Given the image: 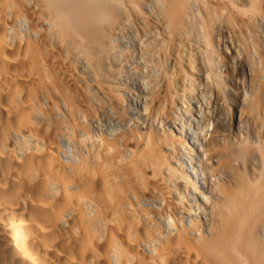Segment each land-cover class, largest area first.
Instances as JSON below:
<instances>
[{"label":"bare ground","instance_id":"obj_1","mask_svg":"<svg viewBox=\"0 0 264 264\" xmlns=\"http://www.w3.org/2000/svg\"><path fill=\"white\" fill-rule=\"evenodd\" d=\"M262 32L264 0H0V264H264Z\"/></svg>","mask_w":264,"mask_h":264},{"label":"rangeland","instance_id":"obj_2","mask_svg":"<svg viewBox=\"0 0 264 264\" xmlns=\"http://www.w3.org/2000/svg\"><path fill=\"white\" fill-rule=\"evenodd\" d=\"M258 32H260V31H258ZM263 34L261 35V37L259 36L258 38L260 39V42H259V40H258V42H259V46H261L260 47V49L263 51V49H264V32H262ZM261 34V32L260 33H258L257 34V36L258 35H260ZM262 39V40H261ZM260 43H262L261 45H260ZM263 45V46H262ZM264 52V51H263ZM224 56H226V54H223ZM224 60H226V59H224ZM224 63H225V66L224 67H226V69H225V72L226 73H228V74H226L225 76H226V78H227V76L229 75V77L227 78L228 80H230V81H228V84H230L231 83V88H232V90H235V89H237L238 88V90L240 91V86L239 87H236V86H234V85H236V84H234L235 83V81H234V77H242V72H241V70H240V68H238V67H232V65L230 64V63H228V61L226 60V62L224 61ZM228 64V65H227ZM234 69V73H233V70ZM232 72V73H231ZM235 74V76L233 77V75ZM243 75H244V73H243ZM246 76V75H245ZM232 80V81H231ZM238 86V85H237ZM234 88V89H233ZM232 93V92H231ZM237 93H233V94H231V98L234 96V95H236ZM238 95H240V93L239 94H237V96ZM236 96H234V98H235ZM229 99V102L228 103H230V101H231V103L229 104V107H230V110H229V114L230 113H234V106L235 105H238L237 103H236V101L238 102V100H237V97L235 98V100H234V98H232V99ZM233 100V101H232ZM234 103V104H233ZM231 111V112H230Z\"/></svg>","mask_w":264,"mask_h":264}]
</instances>
